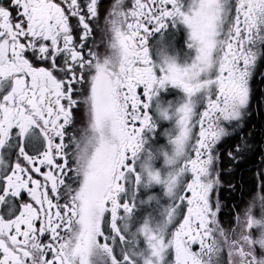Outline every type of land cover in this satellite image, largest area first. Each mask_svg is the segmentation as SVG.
Returning a JSON list of instances; mask_svg holds the SVG:
<instances>
[{
	"label": "snow or ice",
	"instance_id": "1",
	"mask_svg": "<svg viewBox=\"0 0 264 264\" xmlns=\"http://www.w3.org/2000/svg\"><path fill=\"white\" fill-rule=\"evenodd\" d=\"M0 264H264V0H0Z\"/></svg>",
	"mask_w": 264,
	"mask_h": 264
}]
</instances>
